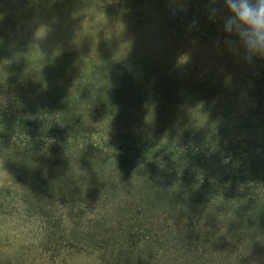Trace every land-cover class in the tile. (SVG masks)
Masks as SVG:
<instances>
[{
	"label": "trees",
	"instance_id": "obj_1",
	"mask_svg": "<svg viewBox=\"0 0 264 264\" xmlns=\"http://www.w3.org/2000/svg\"><path fill=\"white\" fill-rule=\"evenodd\" d=\"M14 66L0 67V88L11 94L10 106L0 105L3 171L13 182L19 171L46 188L58 185L69 201L85 193L95 205L87 223L107 219L89 246L77 235L66 241L51 234L45 243L57 257L88 248L98 264H161L169 254H197L204 233L198 221L222 215L239 219L234 228L256 242L264 239V65L242 81L246 97L237 88L242 82L184 79L156 66L148 89L130 80L112 91L89 86L64 95L46 82L40 95L44 81L33 82L23 60ZM112 67L130 72L120 62ZM195 92L201 103L205 96L213 105L229 99L237 105L186 114L181 100ZM160 101L183 113L149 119ZM110 129L112 149L102 138ZM111 151L112 160L97 167Z\"/></svg>",
	"mask_w": 264,
	"mask_h": 264
},
{
	"label": "rangeland",
	"instance_id": "obj_2",
	"mask_svg": "<svg viewBox=\"0 0 264 264\" xmlns=\"http://www.w3.org/2000/svg\"><path fill=\"white\" fill-rule=\"evenodd\" d=\"M20 59L34 72L33 82L41 86L44 81L43 89L36 88L40 95L46 93V82L68 95L89 86L91 92L112 91V84L130 80L148 89L155 66L170 68L184 79H226L238 85L264 65V60L242 63L224 50L219 24L208 19L204 0H0V67L14 71ZM113 62L127 65L133 75L117 72ZM237 88L246 94L248 85L242 82ZM8 92L0 88V105L10 106ZM203 98L201 103L195 92L182 99L185 113L196 109L201 110L199 114L205 110L222 113L237 105L231 99L213 105ZM175 111L183 113L160 101L152 106L155 115L149 119ZM102 138L112 149L111 129ZM107 157L112 160V151L101 156L97 167L109 162ZM13 176L15 182L0 163V264H98L88 248L57 257L45 243L51 234L66 241L77 235L81 244L89 246L98 234L102 236L107 219L87 223L95 205L86 194L69 201L58 185L46 188L37 176L25 172ZM198 222L204 233L197 254H169L161 264L264 261V239L256 242L252 235L235 229L239 219L222 215L218 220ZM217 227H222L218 234ZM112 237H117L113 228ZM61 245L58 242L57 247ZM147 250L149 256L153 249Z\"/></svg>",
	"mask_w": 264,
	"mask_h": 264
},
{
	"label": "clouds",
	"instance_id": "obj_3",
	"mask_svg": "<svg viewBox=\"0 0 264 264\" xmlns=\"http://www.w3.org/2000/svg\"><path fill=\"white\" fill-rule=\"evenodd\" d=\"M204 10L225 51L245 64L264 60V0H204Z\"/></svg>",
	"mask_w": 264,
	"mask_h": 264
}]
</instances>
